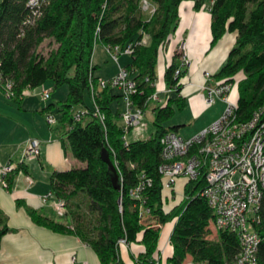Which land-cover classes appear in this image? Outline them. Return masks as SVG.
I'll use <instances>...</instances> for the list:
<instances>
[{
  "label": "trees",
  "instance_id": "trees-1",
  "mask_svg": "<svg viewBox=\"0 0 264 264\" xmlns=\"http://www.w3.org/2000/svg\"><path fill=\"white\" fill-rule=\"evenodd\" d=\"M182 1L45 0L39 15L34 16L27 0H0L1 92L10 84L7 100L19 103L26 90L46 80H51L53 87L66 85L64 101L49 102L42 111L57 107L61 145L79 162L66 170H53L49 178V191L63 202L70 222L52 220L28 207L26 212L39 226L76 235L92 248L99 264H124L118 249L119 239L142 245L143 251L131 256L136 264H185L188 255L191 264H233L240 249L236 232L214 225L213 212L200 195L205 186L203 170L195 179L184 182L182 198L176 206L167 211L163 208L162 192L166 189L158 173L159 139L177 126L164 128L162 122L185 104L180 91L186 70L182 68L174 75L176 55L162 76L172 95H167L163 105L151 107L154 132L127 145L120 138L122 132L117 122L120 111L110 107V102L120 94H113L109 85L98 88V77L94 76L91 58L97 42L118 45L121 49L130 45V61L123 67L137 89L132 101L145 111L150 102L143 106L145 97L155 91L159 49L177 26ZM191 1L194 9L202 2ZM144 2L153 8L148 19L141 17ZM208 11L210 48L225 33H235L234 46L212 77L218 83H229L230 91L235 89V120L246 121L264 104V0H212ZM46 39L48 45L55 46L43 54L38 47ZM89 77L95 101L104 114V124L85 101V94L90 96ZM138 90L143 91L142 96ZM77 105L86 109L78 118L73 111ZM84 117L88 120L84 121ZM103 148L115 167L119 190L113 187L111 173L100 158ZM129 163L134 167L129 168ZM21 170L25 171L23 162L12 167L6 178L7 189ZM142 173L150 178V183L142 189L143 199L135 202L128 192L138 184ZM146 208L149 213L142 217L139 210ZM172 220L171 255L161 263L155 256L160 229ZM249 223L259 234L264 233V195L256 220ZM211 227L216 232L215 239L208 237ZM9 230L0 211V237ZM257 262L264 264V239L258 246Z\"/></svg>",
  "mask_w": 264,
  "mask_h": 264
},
{
  "label": "crops",
  "instance_id": "crops-1",
  "mask_svg": "<svg viewBox=\"0 0 264 264\" xmlns=\"http://www.w3.org/2000/svg\"><path fill=\"white\" fill-rule=\"evenodd\" d=\"M211 1L208 0V5ZM146 5L150 8V17L153 13L152 7L148 3ZM208 12V10L194 9L191 0H183L179 4L177 26L159 49L157 56L158 61L159 56L164 55L165 51L167 52L168 46L173 40L174 48L170 56H164V67L168 65H166L167 59L172 61L174 55L176 57L173 60L176 64L179 62L182 53L187 59V64L184 67L186 73L182 79V90L180 91V95L185 100L183 108L186 117H183L179 124L175 125L177 126L176 129L173 130L177 134L182 131V138L196 135L216 120L223 111H212V104H205L206 91L203 86L217 83L212 75L220 68L229 50L234 46L235 33H225L210 48V15ZM146 13L148 12L146 11ZM142 14L143 10L141 17ZM147 17L148 15L143 19H148L149 17ZM172 34L173 38L171 37ZM181 44L184 46V52L180 50ZM94 66H97L95 62ZM164 67L161 70V76H163ZM205 73H208L209 76H206ZM165 92L167 93L169 90ZM117 94H119L118 91ZM157 94L159 99V93L157 92ZM43 108L44 105L42 106L33 97H22L19 103L6 100L0 89V168L8 164L14 167L23 162L25 171L21 170V172L33 179V183L28 185L24 176L17 173L13 177L10 189H4L0 186V211L6 217V224L10 228L9 232L0 237V263L99 264L98 257L92 248L77 238L76 235L54 232L39 226L30 219L26 212V207H28L52 220L70 222L68 215V221L57 218L58 215L52 206L47 201L42 202L40 199L50 190L49 178L53 170H66L79 164L78 161L75 162L74 159L67 158L60 142V136L53 131L56 126L53 128L47 126L42 118ZM56 131L61 135L62 131H59L58 127H56ZM28 139H37L40 142V151L36 158L23 157L24 146ZM27 159L30 160L29 164L26 162ZM179 182L178 187L173 185L170 189H166L169 190L166 193H164L166 190H163L165 194H162L163 208L166 211L176 206L182 198L184 178ZM173 223L174 220L167 222L160 229L155 256L160 259L161 263H164L167 257L171 255L169 235ZM139 237L140 235H138V239ZM142 251V245L129 243L120 250V258L124 264H136L131 256L135 257ZM190 260L188 255L185 264H191Z\"/></svg>",
  "mask_w": 264,
  "mask_h": 264
},
{
  "label": "built area",
  "instance_id": "built-area-1",
  "mask_svg": "<svg viewBox=\"0 0 264 264\" xmlns=\"http://www.w3.org/2000/svg\"><path fill=\"white\" fill-rule=\"evenodd\" d=\"M44 2L45 0H27V7L30 8L32 15L38 16L39 8ZM104 46L115 62L120 53L129 54L132 51L130 45L122 49L118 45ZM180 50L184 52L183 44L180 45ZM186 64V56L182 53L174 75ZM205 75L209 76L208 73ZM96 82L98 88L109 85L119 90L124 105L120 112L122 120L120 138L124 145H127L129 141L126 134L131 127L139 124L144 111L132 101V96L137 91L135 82L128 77L123 66H118V72L113 79L97 78ZM9 88L10 85H7L4 90L5 98L10 95ZM203 88L206 91L205 104H213L215 99L219 98L226 103L224 110L216 120L190 138H182L174 131L162 134L159 139L161 161L158 173L162 179L163 189H169L175 177L181 176L187 181L195 179L203 170L205 186L200 195L206 199L213 212L215 227L234 231L239 237L240 249L233 264H257V250L262 237L250 228L249 220H256V213L264 195V104L248 120L237 122L233 113L235 104L228 100L231 85L217 82ZM89 90L93 115L103 123L104 114L95 101V90L90 79ZM138 93L142 96L143 91L138 90ZM48 95V92L43 91L42 98L45 99L49 97ZM153 99H158L156 91L145 97L143 106ZM85 111L86 109L77 112L76 118ZM44 116L50 125L57 122V115L51 111H46ZM39 151L40 142L37 139H28L23 157L35 158ZM128 166L133 168L134 164L129 163ZM12 167L8 164L0 168V186L4 189H7L6 178ZM18 173L24 176L28 185L33 183L30 176L21 171ZM144 176L142 173L138 184L129 189L128 195L135 199V202L143 199L141 190L150 183V178ZM50 197H53L51 191L42 195L40 199L46 202ZM53 205L59 215L65 214L62 201L55 199ZM148 213V208L139 210L142 217ZM118 244L119 252L127 246L125 239H119Z\"/></svg>",
  "mask_w": 264,
  "mask_h": 264
},
{
  "label": "rangeland",
  "instance_id": "rangeland-1",
  "mask_svg": "<svg viewBox=\"0 0 264 264\" xmlns=\"http://www.w3.org/2000/svg\"><path fill=\"white\" fill-rule=\"evenodd\" d=\"M208 8H209L208 0H202L201 5L198 8V10H201V11L202 10L203 11L205 10V11H207ZM142 10H143L142 18H145L146 15H148V17H149L150 8H149L148 5H146V3H142ZM146 11L148 13H146ZM178 29H180V28H178ZM200 35L202 36V33ZM171 37L173 38V34H172ZM172 41H171V43L168 46L167 52L165 51L164 55H160L159 56V59H158L157 64L155 66V81H154L155 82V91L158 90L156 92L159 93V99H157V100L153 99V100H151L148 103L145 111L143 112V114L140 117L139 124H137L134 127H131L129 133L126 134L127 141H134V140H137V139H146V138H148L154 132V126H153V124L151 122L152 121V111H151V107H153L155 105H163L166 102L167 95H172V92L171 91H169L167 93L165 92L166 87L164 85V82H162V76H161V70L164 67V61H163L164 56H167V57L170 56L171 51L174 48V43ZM48 43H49V39H46L38 47V50H40L43 54H45L50 48H52L53 46H55L54 43H51L50 45H48ZM93 57H94V59H93ZM117 57H118V60H117V62H115L110 57V55L107 52L105 46L102 45L100 42H97L94 45V48H93V51H92V58H91L92 63L94 64V62H95V64H97V66L94 69V76H96L98 78H101V79H104V80L113 79L115 77V75L117 74V72H118V66H119V64L125 65L126 63H128L130 61V55L129 54L120 53ZM170 62H171V60L169 61V59H167L166 65L169 64ZM214 81H216V80L214 79ZM110 88H111V91L113 92V94H117V91L119 93V90L116 87H110ZM43 91L48 92V94H49L48 96L49 97H47L45 99L42 98ZM66 92H67L66 85H60V86H57V87H53L51 80H46L41 85L26 90L23 98L24 97H33V98H35L38 101V103L42 104V106L43 105L45 106V104H48L49 102H54V103L57 104L60 101H64V99L66 97ZM229 94H230V92H229ZM5 99L7 100V98H5ZM235 100H236V91H235V89H233L232 92H231V94L229 95V101L235 103ZM85 101H86L87 104H91L90 96L88 94H85ZM222 105H223V107H222ZM123 106H124L123 105V101H122V99L120 97H115L110 102V107L113 110H115V109L118 108L119 111L121 112L123 110ZM225 106H226V103L224 101H222L219 98H216L215 99V102L211 106V110L212 111H216V110L219 111L220 110V112H221V110H224ZM56 109H57V107L54 106V107H51V109L48 110V111H51V112H53V114L58 115L55 112ZM83 110H84V107L81 106V105H77L73 109V111L75 113L82 112ZM45 112L46 111H44L42 118L44 119V122L47 124V126L49 125L52 128L54 126H56V127L59 126L58 122H56L53 125L48 124L46 122V120H45V116H44ZM184 113H185V109L184 108L182 110H175L174 113L170 117H168L167 119H165L162 122V126L164 128H169V127H172L174 125L179 124L180 120L183 117H186V114H184ZM86 120H88V117H84V121H86ZM117 122H118L119 125L122 124V120H121L120 117L118 118V121ZM102 124H104V122ZM56 127H54V130L53 131H55V133L58 136H60L59 132L56 131ZM183 129H185V128H183ZM178 134H179V136H183L182 131H179ZM187 138H190V137H187ZM66 156H67L68 159L70 158V159H74L75 162L77 161L72 156V154H71V152H70L69 149H66ZM29 161L30 160H28V159L26 160L27 164H29ZM180 180H183V177H181V176L180 177H175V181H174L173 185H176V187H178V185H179L178 182ZM184 181H186L185 178H184ZM142 191H141V194H142ZM167 191H169V190H166L165 192L164 191L163 192L166 193ZM176 192H177V190H176ZM170 196H173L174 197V195H172V194H170ZM54 200H55L54 197H50L47 200V202H48V204H50L52 206V208H53L54 212L56 213V215H58L56 217L57 218H61V220L68 221V216L66 214L59 215V213L56 211V209H55V207L53 205ZM165 201H166V198H165ZM166 204H168V203H166ZM208 237L209 238H212V239H215L216 238V232L214 231V229L212 227H211V231H210V234H209Z\"/></svg>",
  "mask_w": 264,
  "mask_h": 264
},
{
  "label": "water",
  "instance_id": "water-1",
  "mask_svg": "<svg viewBox=\"0 0 264 264\" xmlns=\"http://www.w3.org/2000/svg\"><path fill=\"white\" fill-rule=\"evenodd\" d=\"M100 158L107 165V167H108V169H109V171L111 173V179H112L113 187L115 189L119 190L120 189V185L118 183V177H117V174H116V170H115V167H114L113 163L110 161L108 153H107L105 148L101 149Z\"/></svg>",
  "mask_w": 264,
  "mask_h": 264
},
{
  "label": "bare ground",
  "instance_id": "bare-ground-1",
  "mask_svg": "<svg viewBox=\"0 0 264 264\" xmlns=\"http://www.w3.org/2000/svg\"><path fill=\"white\" fill-rule=\"evenodd\" d=\"M119 66H120V65H119ZM89 79H90V78H89ZM7 85H10V84H7ZM7 85H6V86H7ZM5 88H6V87H5ZM10 88H11V85H10ZM10 88H9V89H10ZM167 90H168V89H166L165 91H167ZM157 95H158V94H157ZM228 100H229V96H228ZM150 101H151V100H150ZM230 102H231V101H230ZM231 103H233V102H231ZM170 131H173V130H170ZM174 132H175V131H174ZM175 133H176V132H175ZM172 186H173V185H172ZM172 186H171V187H172ZM141 191H142V190H141ZM249 222H250V220H249ZM249 224H250V223H249ZM250 228H252V230H254L253 227H252V225H250ZM222 229H223V228H222ZM255 231H256V230H255ZM257 232H258V231H257ZM260 235H261V237H262L261 240H263V239H264V233H261ZM260 242H261V241H260Z\"/></svg>",
  "mask_w": 264,
  "mask_h": 264
}]
</instances>
